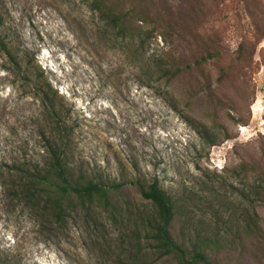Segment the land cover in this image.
<instances>
[{"label":"rangeland","instance_id":"374dc122","mask_svg":"<svg viewBox=\"0 0 264 264\" xmlns=\"http://www.w3.org/2000/svg\"><path fill=\"white\" fill-rule=\"evenodd\" d=\"M94 2L0 0V39L22 72L0 52V264H135L146 244L133 218L150 207L133 183L155 179L189 209L187 234L217 240V264H264V200L252 188L264 179V0H105L128 14L124 37ZM41 83L58 93L74 170L125 185L116 209L54 231L11 194L20 168L50 158Z\"/></svg>","mask_w":264,"mask_h":264},{"label":"trees","instance_id":"16d2710c","mask_svg":"<svg viewBox=\"0 0 264 264\" xmlns=\"http://www.w3.org/2000/svg\"><path fill=\"white\" fill-rule=\"evenodd\" d=\"M93 8L109 20L120 36L124 37L130 32L129 16L119 6L107 4L105 0H95ZM3 26L4 20L0 13V29ZM0 52L9 57L21 75V67L3 39H0ZM212 57V55L209 56V58ZM207 61L208 58H202L197 64L201 65ZM30 69L32 68L28 65L26 75ZM159 74L164 77L169 73L162 67L159 69ZM172 74L178 75L179 71ZM34 89L36 97L42 102L44 115L50 122V126H53V140L49 143L50 158L43 167L20 168L15 175L14 189L11 190L13 197L31 207L41 226L45 229L48 227L52 231L56 230L65 219L81 211L91 215L99 209L104 212L116 209L113 194L125 188L124 183L106 184L74 170L66 145L63 144L67 134L61 120L58 93L48 83L36 85ZM194 130L211 146L219 143L217 137L206 138L200 129L194 127ZM252 171L246 165H241L239 169L234 170L237 174L244 175H249ZM133 185L142 200L150 207L149 214L148 210L143 212L138 209L133 218L136 245L139 247L142 242L146 244V252L139 250L141 260L136 256L135 264H141L143 261L146 263L144 259L148 256L154 257L157 261L171 260L175 264H217L215 261V255L219 252L217 240L210 238L209 234L207 236L199 234L196 239L187 234L185 229L189 226L186 222L188 218H191L189 209L181 210L177 200L163 189L158 179L149 183L138 180ZM252 188L256 199L264 200V179L255 181ZM183 211L187 212L189 217L182 222ZM177 222L180 223L181 230L174 235L173 229ZM188 224L191 225L192 220ZM247 226L248 233L253 232V229L257 230V222H253L254 228L250 222Z\"/></svg>","mask_w":264,"mask_h":264}]
</instances>
